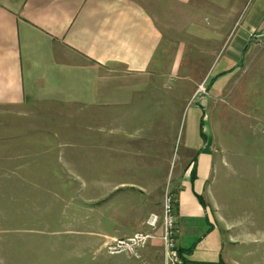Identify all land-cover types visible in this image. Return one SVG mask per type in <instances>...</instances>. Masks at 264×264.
I'll return each mask as SVG.
<instances>
[{
	"label": "rangeland",
	"instance_id": "rangeland-1",
	"mask_svg": "<svg viewBox=\"0 0 264 264\" xmlns=\"http://www.w3.org/2000/svg\"><path fill=\"white\" fill-rule=\"evenodd\" d=\"M246 11L212 49L192 41L184 18L181 28L166 27L157 60L165 71L135 97L140 111L155 115L176 117L181 109L182 125L196 105L205 110L211 140L203 199L227 264H264V35L242 51ZM234 50L237 59L227 58ZM65 111L0 107V264H163L164 196H175L174 176L198 151H171L165 179L158 169L146 176L132 171L142 157L129 151V123L124 133L109 135L108 127L94 138L92 125L71 124ZM65 126L74 135L65 137ZM141 175L146 185L137 182Z\"/></svg>",
	"mask_w": 264,
	"mask_h": 264
},
{
	"label": "crops",
	"instance_id": "crops-1",
	"mask_svg": "<svg viewBox=\"0 0 264 264\" xmlns=\"http://www.w3.org/2000/svg\"><path fill=\"white\" fill-rule=\"evenodd\" d=\"M246 9L250 14L237 37L242 51L253 37L264 35V0H0V107H61L67 110L63 116L76 121L71 124L92 125L94 138L108 127L109 135L124 133L129 123V151L142 157L129 171L149 176L158 169L162 180L171 151H198L195 163L173 178L180 252L189 264H227L221 233L203 199L211 140L205 110L196 105L182 125L181 109L176 117L155 115L149 107L140 111L135 97L151 76L165 71L157 60L166 27L181 28L184 18L192 41L212 49ZM201 27L204 34L197 31ZM208 27L217 29L207 34ZM235 52L227 58L236 60ZM209 58L219 57L212 53ZM219 66L215 72L222 75L218 72L225 68ZM86 113L92 115L81 121ZM63 132L74 135L67 126ZM175 139L180 140L176 147ZM112 147L119 150L115 142Z\"/></svg>",
	"mask_w": 264,
	"mask_h": 264
},
{
	"label": "built area",
	"instance_id": "built-area-1",
	"mask_svg": "<svg viewBox=\"0 0 264 264\" xmlns=\"http://www.w3.org/2000/svg\"><path fill=\"white\" fill-rule=\"evenodd\" d=\"M176 222L177 218L174 210V197L171 193H166L163 200V232L161 236L163 244V264H189L180 252L177 240ZM140 237L137 236L136 239L139 241L143 240Z\"/></svg>",
	"mask_w": 264,
	"mask_h": 264
},
{
	"label": "trees",
	"instance_id": "trees-1",
	"mask_svg": "<svg viewBox=\"0 0 264 264\" xmlns=\"http://www.w3.org/2000/svg\"><path fill=\"white\" fill-rule=\"evenodd\" d=\"M192 174H193V177H194L195 176V170L194 169L192 170Z\"/></svg>",
	"mask_w": 264,
	"mask_h": 264
}]
</instances>
